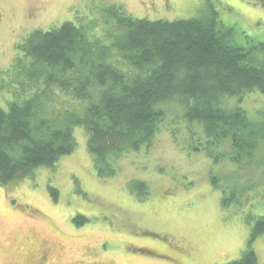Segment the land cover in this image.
Masks as SVG:
<instances>
[{
    "label": "rangeland",
    "instance_id": "374dc122",
    "mask_svg": "<svg viewBox=\"0 0 264 264\" xmlns=\"http://www.w3.org/2000/svg\"><path fill=\"white\" fill-rule=\"evenodd\" d=\"M213 4L233 28L234 42L264 41V0ZM109 5L152 20L206 17L209 11L206 0H0V86L11 81L6 74L23 36L66 21L88 22ZM55 90L47 99L49 110L83 112L86 101ZM12 98L0 89V106L7 107ZM237 100L227 104L234 106ZM241 102L253 121L264 124L262 92L251 91ZM169 107L178 115L182 111ZM172 127L179 138L185 137L186 123L170 115L149 149L121 157L120 171L101 178L87 148V133L77 126L72 154L54 167H40L0 186V264H227L241 258L252 227L247 215L264 216V137L243 164L215 163L178 143ZM213 174L220 176L229 197H237L229 208L223 207V190L211 182ZM136 178L150 185L145 198L129 188ZM50 186L58 190L57 200ZM77 215L88 220L78 225ZM254 248L257 264H264V235Z\"/></svg>",
    "mask_w": 264,
    "mask_h": 264
},
{
    "label": "trees",
    "instance_id": "16d2710c",
    "mask_svg": "<svg viewBox=\"0 0 264 264\" xmlns=\"http://www.w3.org/2000/svg\"><path fill=\"white\" fill-rule=\"evenodd\" d=\"M206 1V17L152 20L109 5L88 22L66 21L23 36L6 74L11 81L0 86L13 94L7 107L0 106V186L72 154L77 126L87 133L98 176L112 177L121 157L152 146L170 115L188 126L183 139L172 127L187 150L215 163L241 165L251 158L264 124L253 121L241 101L254 90L264 94V41L234 42L233 28L213 0ZM55 89L86 101L83 112L49 110ZM232 98L238 99L234 106L227 104ZM171 105L181 113L170 111ZM211 182L223 190V207L229 208L237 197L226 194L220 176L213 174ZM128 185L140 198L150 194L144 179ZM50 191L57 200L55 186ZM87 220L74 217L78 225ZM246 221L252 223L248 247L227 264L258 263L254 243L264 235V216L247 215Z\"/></svg>",
    "mask_w": 264,
    "mask_h": 264
},
{
    "label": "flooded vegetation",
    "instance_id": "af4514ba",
    "mask_svg": "<svg viewBox=\"0 0 264 264\" xmlns=\"http://www.w3.org/2000/svg\"><path fill=\"white\" fill-rule=\"evenodd\" d=\"M38 1V0H37ZM44 256V254L41 256V258ZM35 264H41L40 262H37V263H35Z\"/></svg>",
    "mask_w": 264,
    "mask_h": 264
}]
</instances>
